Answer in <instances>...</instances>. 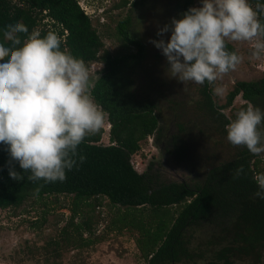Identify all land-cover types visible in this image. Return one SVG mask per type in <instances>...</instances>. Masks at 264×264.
<instances>
[{
	"label": "trees",
	"instance_id": "1",
	"mask_svg": "<svg viewBox=\"0 0 264 264\" xmlns=\"http://www.w3.org/2000/svg\"><path fill=\"white\" fill-rule=\"evenodd\" d=\"M168 1L169 22L173 17L178 19L192 7L193 2ZM251 1L254 6L264 5V0ZM142 3L143 0L139 2ZM130 4L135 5L136 2ZM261 19L264 22V17ZM16 22L24 23L29 33L37 28L41 36L50 31L57 33L64 41L62 50L84 63L101 62L91 95L106 114L110 144L97 143L101 130L87 136L78 149L86 160L68 172L64 182L47 184L29 181L26 173L24 180H13L8 172V152L0 144L1 209L16 208L29 197L70 194L74 205L89 198L96 200L103 197L111 204L139 209L140 216L121 220L124 225L139 232L140 237L135 243L146 264L177 259L182 250L179 242L183 237L180 236L183 233L193 234L195 230L204 234L206 241L204 245H195L192 250L185 247L184 256L189 261L206 259L209 264H233V260L238 258L264 259V199L254 195L259 190L254 177L264 171L257 170L258 158L245 146H233L227 140L229 120L220 112L231 104L236 95L245 103L264 110V69L257 80L235 81L225 94V102L218 106L211 100V83L199 84L196 109L201 111L202 118L208 120V131L225 139L233 154L225 160L210 163L199 178L165 182L159 179L152 161L147 163L144 171L137 172L130 163V155L139 149L140 141L153 135L161 152L170 154L177 162H183L188 155L186 139L190 138V134L186 125L176 118L177 130L164 136L158 126L157 92H153L152 96L151 90L143 91L137 85L134 75L142 74L140 66L145 53L142 40L128 28L130 16L118 20L115 26L124 45L134 48L133 52L121 55L102 49L96 30L77 0H0V42L3 41L5 26ZM25 35L22 34V37ZM227 48L235 52L229 43ZM176 100V97L167 98L166 103L172 104V109L182 108ZM160 139L165 141L160 143ZM241 166L244 171L236 176V170ZM15 167L20 171L18 164ZM174 205L178 207L169 211ZM144 209L148 210L147 214H144ZM70 211L76 214L74 206ZM74 229L78 230L79 226H74ZM199 239L204 240L202 236Z\"/></svg>",
	"mask_w": 264,
	"mask_h": 264
},
{
	"label": "clouds",
	"instance_id": "2",
	"mask_svg": "<svg viewBox=\"0 0 264 264\" xmlns=\"http://www.w3.org/2000/svg\"><path fill=\"white\" fill-rule=\"evenodd\" d=\"M262 17L264 5L253 7L249 0H201L160 27L156 33L160 39L150 42L166 58L169 77L184 85L213 83L241 62L227 42H249L253 56L264 55ZM63 43L55 32L29 33L22 22L3 30L0 144L8 152L13 180H24L26 173L33 183L64 182L67 173L86 160L78 151L81 143L104 126L103 109L91 95L89 70L82 59L62 50ZM226 136L233 146H245L254 155L264 153V110L253 105L241 108ZM243 171L241 166L236 176ZM254 180L259 189L254 195L264 199V173Z\"/></svg>",
	"mask_w": 264,
	"mask_h": 264
},
{
	"label": "rangeland",
	"instance_id": "3",
	"mask_svg": "<svg viewBox=\"0 0 264 264\" xmlns=\"http://www.w3.org/2000/svg\"><path fill=\"white\" fill-rule=\"evenodd\" d=\"M77 1L96 30L102 42V49L111 54L121 55L134 51V48L124 45L115 29L118 20L126 15L130 16L131 23L128 28L142 40L145 53L140 66L142 74L134 75V79L143 91L151 90L152 96L153 92H157L155 98L158 126L162 128L164 136L177 130L176 118L188 128V155L183 162H177L170 154L161 152L154 142L153 135H148L139 142V149L130 155L129 160L133 168L142 172L147 163L152 161L161 181L188 180L192 177L199 178L210 163L230 157L233 154L232 147L227 145L225 139H220L218 133L208 131V120L202 118L201 111L196 109L199 84L187 82L184 85L178 79L169 77L166 58L150 42V38L160 39L156 34L157 30L170 23L167 14L170 12V1L143 0L142 4H139L141 0ZM133 1L136 2L135 5L130 4ZM151 1L153 2L150 5ZM249 2L255 7L251 0ZM200 3L201 0H193L192 7L199 6ZM168 35L169 33H165L163 38L167 40ZM227 43L234 47L241 57V62L234 70L210 84L211 100L215 106L225 102V94L235 81L257 80L264 69V55L253 56L249 42ZM85 65L93 83L102 64L95 60ZM183 88L185 91H182ZM218 88L221 89L219 94L216 91ZM175 97L182 108L172 109V104L166 103L167 98ZM248 105L236 95L231 104L220 109V112L230 123L238 111ZM104 115L105 123L97 143L107 145L110 143L109 125L105 112ZM198 130L201 132L197 133ZM164 141L165 139H160V143ZM255 157L258 158L257 170L263 172L264 153ZM72 206L76 211L74 215L70 211ZM177 207L171 206L169 211L172 212ZM138 210L111 204L103 197L96 200L89 198L74 205L70 194L29 197L16 208H0V264H146L135 243L140 237L139 232L122 222L128 221L131 216H140ZM147 213L148 210L144 209V214ZM144 218L146 219V216ZM74 226H79V229L75 230ZM86 227H89L88 230ZM193 234V244L205 242L199 239V230H195ZM173 264L209 263L206 259H193ZM233 264H264V259L238 258L233 260Z\"/></svg>",
	"mask_w": 264,
	"mask_h": 264
},
{
	"label": "flooded vegetation",
	"instance_id": "4",
	"mask_svg": "<svg viewBox=\"0 0 264 264\" xmlns=\"http://www.w3.org/2000/svg\"><path fill=\"white\" fill-rule=\"evenodd\" d=\"M194 236V234H189V233H183L181 236H180V238H182L183 237V239L179 242V244H180V246H181V248H182V250L181 251H179V257L177 258V259H170V260H164V261H162V260H159V261H155V264H166V263H169V264H173L174 262H179V261H182V260H188L187 258H185V254H186V251H185V247L187 246V248H192V246L194 247L195 246V244H193L192 243V240H191V238ZM200 236H202V238H204V241H206L205 239H206V237H205V235L204 234H201ZM186 237H188L187 238V241H185V238ZM198 243H196V245H197ZM205 244V242L202 244V245H204ZM156 249V248H155ZM152 256V253L149 255V258ZM148 258V259H149Z\"/></svg>",
	"mask_w": 264,
	"mask_h": 264
}]
</instances>
